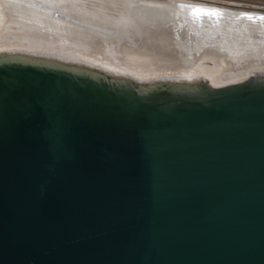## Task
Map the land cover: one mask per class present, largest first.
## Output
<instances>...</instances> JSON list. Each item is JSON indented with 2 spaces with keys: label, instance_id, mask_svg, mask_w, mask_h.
Listing matches in <instances>:
<instances>
[{
  "label": "water",
  "instance_id": "obj_1",
  "mask_svg": "<svg viewBox=\"0 0 264 264\" xmlns=\"http://www.w3.org/2000/svg\"><path fill=\"white\" fill-rule=\"evenodd\" d=\"M0 264H264V77L139 93L0 57Z\"/></svg>",
  "mask_w": 264,
  "mask_h": 264
},
{
  "label": "bare ground",
  "instance_id": "obj_2",
  "mask_svg": "<svg viewBox=\"0 0 264 264\" xmlns=\"http://www.w3.org/2000/svg\"><path fill=\"white\" fill-rule=\"evenodd\" d=\"M262 18L264 9L201 0H0V57L139 93L220 86L264 77Z\"/></svg>",
  "mask_w": 264,
  "mask_h": 264
},
{
  "label": "rangeland",
  "instance_id": "obj_3",
  "mask_svg": "<svg viewBox=\"0 0 264 264\" xmlns=\"http://www.w3.org/2000/svg\"><path fill=\"white\" fill-rule=\"evenodd\" d=\"M202 2H205L206 4L209 2V4H217L218 5H242L245 7H252V8H258V9H264V0H201ZM213 2V3H212ZM192 67L190 70H201L199 67Z\"/></svg>",
  "mask_w": 264,
  "mask_h": 264
},
{
  "label": "snow or ice",
  "instance_id": "obj_4",
  "mask_svg": "<svg viewBox=\"0 0 264 264\" xmlns=\"http://www.w3.org/2000/svg\"><path fill=\"white\" fill-rule=\"evenodd\" d=\"M214 11V10H213ZM242 15H247V14H242ZM262 19H264V18H262Z\"/></svg>",
  "mask_w": 264,
  "mask_h": 264
}]
</instances>
